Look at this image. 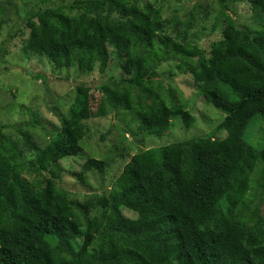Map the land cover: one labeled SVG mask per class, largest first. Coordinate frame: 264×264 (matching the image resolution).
Here are the masks:
<instances>
[{
    "label": "trees",
    "instance_id": "obj_1",
    "mask_svg": "<svg viewBox=\"0 0 264 264\" xmlns=\"http://www.w3.org/2000/svg\"><path fill=\"white\" fill-rule=\"evenodd\" d=\"M35 1L36 8L16 7L18 23L0 46L2 66L11 43L26 36V58L109 75L94 88L76 85L79 110L45 142L25 131L37 125L33 113L24 126L0 124V264H264V148L244 140L248 125L264 116V0H215L213 31L224 28L209 51L189 40L198 11L168 20L164 0ZM238 3L249 4V22L233 15ZM8 21L0 4V33ZM170 62L189 73L207 105L225 112L218 131L226 139L212 133L140 151L110 192L82 201L68 195L60 187L65 174L90 190L89 174L105 176L109 168L84 149L92 90L115 113L136 112L140 133L158 138L178 117L193 128L190 104L159 77ZM131 125L122 127L132 134ZM8 129H17V141Z\"/></svg>",
    "mask_w": 264,
    "mask_h": 264
},
{
    "label": "rangeland",
    "instance_id": "obj_2",
    "mask_svg": "<svg viewBox=\"0 0 264 264\" xmlns=\"http://www.w3.org/2000/svg\"><path fill=\"white\" fill-rule=\"evenodd\" d=\"M79 1H81L82 6L91 2V0ZM164 1L163 15L168 20L175 21L177 18L184 20L194 10L198 11L199 15L195 21L196 28L190 33V35H196H194V38L189 36V40L197 44L199 48L209 51L211 44L219 39L224 28V25H221L213 31L215 18L219 13L217 2L215 0ZM0 4L9 18L8 23L0 33L1 46L18 23L15 13L16 7L20 4H28L31 9L36 8L34 7L36 1L0 0ZM77 11L82 12L80 9H77ZM233 15H235L238 22L244 24L250 21L252 10L249 4L238 3L234 8ZM26 38V36H19L15 39L9 46V55L4 61L5 66L0 63V124L19 126L23 124L24 126V123L32 121L33 113L37 117V125L35 128L28 127L25 131H29L38 142L42 143L48 140L51 135L60 132L67 119L79 110V97L75 91L76 85L84 83L94 88L100 81L105 79L108 73L102 75L99 71H96L93 74L85 75L76 68L56 70L47 60L38 55L26 58L21 52ZM40 74L47 79L46 85L41 80L35 79L34 76ZM116 76H119V72L116 73ZM159 77L166 79V86L176 88L182 95L183 100L190 104L192 114L197 119L193 128L187 129L181 117H178L173 120L172 130L168 129V125L162 127L166 134L158 138L148 133H140L138 129L139 125L142 124V119L136 115V112L115 113L107 104L101 103L102 95L98 91L92 90V97L85 107L90 110V114H87V118L83 121L88 131V135L84 140V149L86 154L106 161L109 168L105 176L98 172L89 174V182L92 186L90 190H86L76 183L72 175L65 174L60 187L68 195L73 198L77 197L82 201L91 194L100 195L110 192L113 184L123 172L125 165L129 163L134 154L140 151L186 142L199 137H211L212 133L217 140L226 139L227 132L218 131L226 117L225 112L214 108L210 104L207 105L204 99L198 96L196 88L188 83L190 82L189 73H183L177 69L176 63L170 62L160 68ZM168 79H172L173 82L168 81ZM192 101L196 102L192 103ZM128 122L132 123V134L125 132L122 127ZM6 133L14 141L18 140L17 129H8ZM123 136H125V139H123ZM244 140L255 151L264 148V116H257L248 125ZM118 144L121 146L114 149ZM128 147L131 148L129 156L123 159L120 158L119 154L126 152ZM259 178H254V182L257 183L255 185L257 196L262 194V190L258 189ZM125 215L131 218L134 217L133 214L127 211Z\"/></svg>",
    "mask_w": 264,
    "mask_h": 264
}]
</instances>
